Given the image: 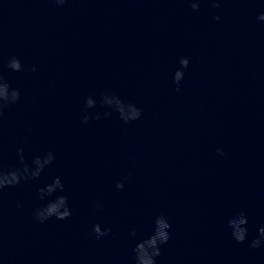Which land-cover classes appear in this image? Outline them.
Instances as JSON below:
<instances>
[{"label": "clouds", "instance_id": "clouds-1", "mask_svg": "<svg viewBox=\"0 0 264 264\" xmlns=\"http://www.w3.org/2000/svg\"><path fill=\"white\" fill-rule=\"evenodd\" d=\"M66 0H55L58 6H62ZM190 6L193 10L199 9V2H190ZM219 7L217 3L215 5ZM215 19L219 20L217 16ZM258 19L264 21V12L260 13ZM181 70H177L174 74V82L179 85L183 79L182 69L188 67L189 61L187 58H182L180 61ZM7 67L13 71H21L22 65L20 60L13 56L9 59ZM35 71V69H33ZM20 99V93L17 89L10 88L9 84L0 77V115L3 114V109L9 104H14ZM22 151V150H21ZM223 155L222 149L217 150ZM54 157L51 152L47 153L43 158L36 157L33 160V164L36 166L35 170L29 173L28 167L25 165L23 168L17 167L8 171L0 170V190L5 187H11L19 184L21 179L35 178L40 175L43 168L52 163ZM23 162V159L22 161ZM124 187L122 182L116 184V188L122 189ZM59 189L63 191V185L60 179L57 177L50 185L45 189H41V199L47 196H52L53 193ZM66 196H57L54 200H50L49 203L43 208H38L35 211V218L43 223L45 220L55 217L58 220H65L71 216V211L67 206ZM247 216L244 212H240L237 216L228 220V226L231 229V235L237 243H243L247 237V228L244 227L247 224ZM171 225L163 216H158L154 222V229L152 233L144 240L138 242L134 248L135 264H155V258L160 253L162 245L166 244L170 239L169 229ZM92 232L97 238L108 235V231H102L99 224L93 225ZM135 235V233H133ZM264 239V227L259 229V238L253 239L250 247L257 248L261 244V240Z\"/></svg>", "mask_w": 264, "mask_h": 264}]
</instances>
